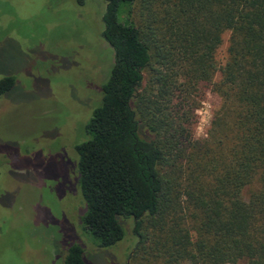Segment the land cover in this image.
<instances>
[{"label": "trees", "instance_id": "obj_1", "mask_svg": "<svg viewBox=\"0 0 264 264\" xmlns=\"http://www.w3.org/2000/svg\"><path fill=\"white\" fill-rule=\"evenodd\" d=\"M103 2L113 63L75 147L84 231L109 248L132 218L137 264H264V0ZM63 264H87L82 247Z\"/></svg>", "mask_w": 264, "mask_h": 264}, {"label": "rangeland", "instance_id": "obj_2", "mask_svg": "<svg viewBox=\"0 0 264 264\" xmlns=\"http://www.w3.org/2000/svg\"><path fill=\"white\" fill-rule=\"evenodd\" d=\"M104 9L103 0H0V79L15 78L0 98V264H63L74 244L87 264H137L132 218L121 221L123 240L103 249L81 220L75 147L113 63ZM218 104L208 93L196 138L207 137Z\"/></svg>", "mask_w": 264, "mask_h": 264}, {"label": "flooded vegetation", "instance_id": "obj_3", "mask_svg": "<svg viewBox=\"0 0 264 264\" xmlns=\"http://www.w3.org/2000/svg\"><path fill=\"white\" fill-rule=\"evenodd\" d=\"M6 95V94H5Z\"/></svg>", "mask_w": 264, "mask_h": 264}]
</instances>
